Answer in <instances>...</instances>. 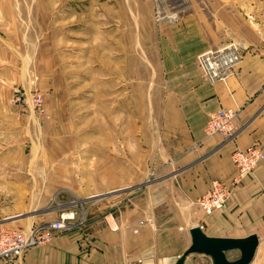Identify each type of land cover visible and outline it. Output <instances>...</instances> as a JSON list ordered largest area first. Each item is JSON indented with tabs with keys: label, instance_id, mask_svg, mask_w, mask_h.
<instances>
[{
	"label": "rangeland",
	"instance_id": "374dc122",
	"mask_svg": "<svg viewBox=\"0 0 264 264\" xmlns=\"http://www.w3.org/2000/svg\"><path fill=\"white\" fill-rule=\"evenodd\" d=\"M160 1L0 0V229L26 234L72 211L68 229L135 234L155 215L162 256L143 250L129 264H172L176 256L166 263L164 253L174 246L180 255L195 206L171 200L173 161L156 132L162 80L147 34L169 20ZM212 1L231 7L264 46V0ZM155 195L162 201L147 202ZM31 217L47 222L27 230L11 222ZM123 217L145 218L132 228ZM183 264L212 262L189 255Z\"/></svg>",
	"mask_w": 264,
	"mask_h": 264
},
{
	"label": "crops",
	"instance_id": "0c3cea01",
	"mask_svg": "<svg viewBox=\"0 0 264 264\" xmlns=\"http://www.w3.org/2000/svg\"><path fill=\"white\" fill-rule=\"evenodd\" d=\"M159 8L169 20L155 23L147 34L162 80L154 108L155 125L164 156L173 161L168 185L176 199L171 200L183 210L195 206L211 180H231L235 172L230 160L233 150L258 145L264 154V46L261 37L227 5L212 0H161ZM229 40L241 46L235 70L224 83L204 82L193 64L194 57ZM223 108L236 111L235 133L229 139L217 134L206 137L203 128L207 115ZM168 176L155 181V186L160 187ZM161 201L158 195L147 199ZM144 218L123 217L120 224L133 228ZM147 219L135 234L73 224L48 244L0 264H129L143 250L161 257L157 242L164 229L157 224L162 220L155 215ZM43 221L47 222L31 217L11 222L27 230ZM187 221L182 252L190 243L188 230L198 226L208 237L254 236L257 246L253 263L264 264V158L233 188L221 210L205 216L195 206L194 219ZM177 250L174 246L164 253L166 263L177 258Z\"/></svg>",
	"mask_w": 264,
	"mask_h": 264
},
{
	"label": "built area",
	"instance_id": "2783aa9c",
	"mask_svg": "<svg viewBox=\"0 0 264 264\" xmlns=\"http://www.w3.org/2000/svg\"><path fill=\"white\" fill-rule=\"evenodd\" d=\"M240 45L234 41H227L215 49H209L195 56L194 65L202 80L208 84L224 83L235 70L240 61ZM236 111L230 108L218 109L207 115L203 128L206 137L217 134L229 139L235 133L233 121ZM264 154L258 145H251L244 150L235 149L230 154V160L235 172L228 182L211 180L205 192L195 201V206L203 215L209 216L214 211L221 210L231 192L254 168L263 160ZM72 211L59 215L54 222L35 226L26 234L4 228L0 229V260L10 261L20 256L27 248L44 244L71 224Z\"/></svg>",
	"mask_w": 264,
	"mask_h": 264
},
{
	"label": "water",
	"instance_id": "95a60500",
	"mask_svg": "<svg viewBox=\"0 0 264 264\" xmlns=\"http://www.w3.org/2000/svg\"><path fill=\"white\" fill-rule=\"evenodd\" d=\"M188 235L190 243L177 257L174 264H183L189 255L207 256L212 264H249L257 246V240L252 235L237 239L214 238L206 236L197 226L190 228ZM229 251H236L237 258L228 260L226 253Z\"/></svg>",
	"mask_w": 264,
	"mask_h": 264
}]
</instances>
